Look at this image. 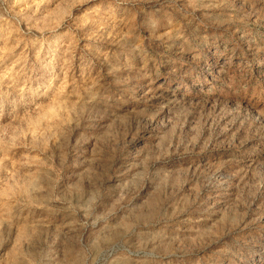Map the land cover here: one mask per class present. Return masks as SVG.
<instances>
[{
  "label": "rangeland",
  "instance_id": "rangeland-1",
  "mask_svg": "<svg viewBox=\"0 0 264 264\" xmlns=\"http://www.w3.org/2000/svg\"><path fill=\"white\" fill-rule=\"evenodd\" d=\"M0 264H264V0H0Z\"/></svg>",
  "mask_w": 264,
  "mask_h": 264
}]
</instances>
